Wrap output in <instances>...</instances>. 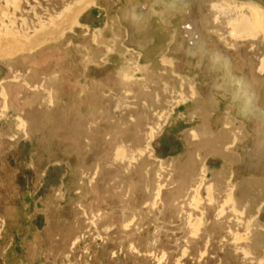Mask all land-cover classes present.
I'll list each match as a JSON object with an SVG mask.
<instances>
[{
    "label": "rangeland",
    "instance_id": "obj_1",
    "mask_svg": "<svg viewBox=\"0 0 264 264\" xmlns=\"http://www.w3.org/2000/svg\"><path fill=\"white\" fill-rule=\"evenodd\" d=\"M12 1L47 31L0 46V264H264L254 118L190 51L188 0Z\"/></svg>",
    "mask_w": 264,
    "mask_h": 264
},
{
    "label": "bare ground",
    "instance_id": "obj_2",
    "mask_svg": "<svg viewBox=\"0 0 264 264\" xmlns=\"http://www.w3.org/2000/svg\"><path fill=\"white\" fill-rule=\"evenodd\" d=\"M161 2L164 8L169 11L171 10V12L180 9L176 6H180L182 8L183 2H185V9L190 12V18L184 23L183 30L187 33V36L190 35L191 45L193 46L191 47L192 49L190 48V51H195L196 48H198V52L200 51L199 55L201 54L202 59H206V61H208V68L220 70L227 85H230V87L233 86L234 81L238 79H242L248 86V93L251 97V106L246 112L250 113L254 118V128H256L257 136L254 153L256 152L258 158L263 157L264 108L259 103L260 98L258 99L257 89L259 82L262 81V84H264V8L252 1L238 4L235 0H208L206 4L204 2H200V5H198L195 0H188L187 2L171 0L170 4H168V2H164V0ZM17 3L19 4V1ZM2 5L0 7H2ZM145 9L146 7L142 10L144 11ZM200 9L201 14H199ZM12 11L14 14L15 10ZM133 12H135V10H132L131 14H133ZM2 13L1 15L3 17L0 15L3 19L0 20V46L2 51H4L7 46H16L14 48L20 51L24 48L22 47L24 44L22 42L27 41L26 43H28V40H30L31 44L34 37H37L38 35L40 36L41 33V36H43V32L47 31V29L44 30V28H47L46 25L44 26L46 22L42 21V24L40 23V19H38L39 21H36L37 24L35 23L36 25L33 26L31 23V26L25 24L27 23V21H25L24 24L26 26L20 29V27H14L16 24H14V26L11 25L13 24L12 22L10 23L11 20L9 22L7 21L8 18L5 15L8 13ZM11 17L12 14L9 18ZM166 18H169V16ZM4 19H6V22ZM13 19L12 21L14 22ZM19 21L22 22V20ZM19 23L18 25H20ZM20 26H23V22ZM208 33H213L215 38L213 40L208 39L206 37ZM38 37L36 39H38ZM40 40L43 41V37ZM40 42L38 41L37 43L39 44ZM34 43L31 45L33 46ZM14 48L10 49V51L15 50ZM195 53H197V51L192 54L195 55ZM224 58L227 59L226 66L223 64ZM121 155H123V153ZM190 229L192 230L194 227L190 226Z\"/></svg>",
    "mask_w": 264,
    "mask_h": 264
},
{
    "label": "clouds",
    "instance_id": "obj_3",
    "mask_svg": "<svg viewBox=\"0 0 264 264\" xmlns=\"http://www.w3.org/2000/svg\"><path fill=\"white\" fill-rule=\"evenodd\" d=\"M223 64L227 65V59L224 58ZM234 98L240 103L242 111H247L251 106V97L248 93V86L242 79L235 80L233 83Z\"/></svg>",
    "mask_w": 264,
    "mask_h": 264
}]
</instances>
